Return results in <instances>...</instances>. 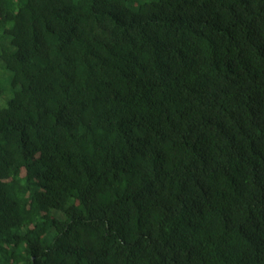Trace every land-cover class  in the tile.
I'll return each instance as SVG.
<instances>
[{"label":"trees","instance_id":"1","mask_svg":"<svg viewBox=\"0 0 264 264\" xmlns=\"http://www.w3.org/2000/svg\"><path fill=\"white\" fill-rule=\"evenodd\" d=\"M0 63V264H264V0H0Z\"/></svg>","mask_w":264,"mask_h":264},{"label":"rangeland","instance_id":"2","mask_svg":"<svg viewBox=\"0 0 264 264\" xmlns=\"http://www.w3.org/2000/svg\"><path fill=\"white\" fill-rule=\"evenodd\" d=\"M133 1V2H150L151 0H127ZM6 73V77L2 78V74ZM9 80H10V71L4 68V66L0 63V82L4 85L5 87V92L3 93L2 96H0V106H4L7 102L12 97V90L8 88L9 85Z\"/></svg>","mask_w":264,"mask_h":264}]
</instances>
